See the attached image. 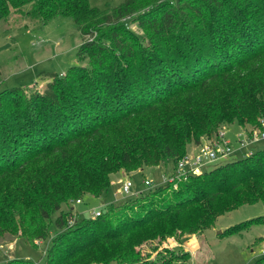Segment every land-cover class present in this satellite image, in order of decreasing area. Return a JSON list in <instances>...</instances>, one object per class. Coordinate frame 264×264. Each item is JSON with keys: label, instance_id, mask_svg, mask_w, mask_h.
Segmentation results:
<instances>
[{"label": "trees", "instance_id": "1", "mask_svg": "<svg viewBox=\"0 0 264 264\" xmlns=\"http://www.w3.org/2000/svg\"><path fill=\"white\" fill-rule=\"evenodd\" d=\"M11 15L42 26L72 19L83 38L78 57L89 66L41 73L43 92L37 83L0 91V236L36 247L55 228L47 264H183L190 253L166 249L141 260L135 249L202 234L219 217L264 202L262 149L96 218L62 211L70 200L103 197L122 170L176 167L191 143L202 145L223 124L260 126L264 0H123L109 11L89 0H0V21Z\"/></svg>", "mask_w": 264, "mask_h": 264}, {"label": "rangeland", "instance_id": "2", "mask_svg": "<svg viewBox=\"0 0 264 264\" xmlns=\"http://www.w3.org/2000/svg\"><path fill=\"white\" fill-rule=\"evenodd\" d=\"M123 0H89L91 7L100 11H109L117 7ZM131 31L143 38L144 32L132 25ZM83 41L82 34L70 18H56L47 26L24 22L17 15H11L8 19L0 21V91L13 88H35L43 92L45 84H41L38 76L43 73L63 74L71 67L89 66V61H82L78 57V50ZM258 121L260 126L246 125L240 127L238 123L229 125L223 124L218 132L226 133V140L236 145L241 129L246 132L264 130L262 121ZM218 134V133H217ZM216 134V135H217ZM216 136L208 138L203 136L201 143L205 144L213 140ZM199 146L194 142L188 146V154H194V147ZM249 148V147H248ZM247 148V149H248ZM264 149V140H260L251 145L248 151L254 153ZM243 154L236 153L225 160L218 161L210 165L206 171H210L228 162L241 159ZM175 172L173 161H168L157 167H145L132 172L120 171V176L131 180L134 184V195H124L122 193L123 183L119 178L112 176V184L108 192L101 198L86 195L82 198V204L70 200L68 205H64L62 211L67 212L71 208L74 210V217L79 221L92 218L96 211H108V206L113 204L121 207L124 203L134 202L141 194L148 193L151 189L145 186V181L150 180L153 187L164 184V178H170ZM187 180V179H186ZM184 180V181H186ZM180 182V181H179ZM179 183L173 185V189H179ZM153 188V189H154ZM171 194L170 191H163L159 195ZM149 196L143 199V203L150 200ZM119 209V208H117ZM60 213L53 217L55 220ZM264 219V202L255 205H246L235 211L218 218L215 227L197 234V238L184 236L168 237L164 241L150 239L136 247L141 260H154L164 250H173L175 254L188 252L190 259L183 264H264L263 244H264V223L259 222L250 225L233 235H223L229 228L248 223L251 220ZM74 222L69 226H74ZM58 235L55 228L52 229L50 237L45 241H36V247L32 246L23 238L4 234L0 236V264L11 260L30 261L35 264H47V251ZM192 237V238H191ZM86 264V262L84 263ZM90 264H104L99 261ZM117 264V263H111Z\"/></svg>", "mask_w": 264, "mask_h": 264}, {"label": "built area", "instance_id": "3", "mask_svg": "<svg viewBox=\"0 0 264 264\" xmlns=\"http://www.w3.org/2000/svg\"><path fill=\"white\" fill-rule=\"evenodd\" d=\"M262 125L264 128V119ZM225 136V132H218L213 140L199 145L197 152L192 155L187 154L181 158L175 167L174 174L170 176V178H164V184L162 185H175L179 181H184L190 176L200 175L204 173L210 165L225 160L236 153L241 152L243 154L242 158L253 156L254 152L252 150L248 151V149L258 141L264 140V130H254L250 132L242 131L238 136L236 145L226 140ZM144 184L149 189L154 188L153 183L150 180H146ZM133 188V182L131 180H126L123 182L122 193L124 195H134L135 192L132 191ZM77 203L80 204L81 201H77ZM101 214L102 211H96L93 213V218L99 217ZM262 250L264 254V244Z\"/></svg>", "mask_w": 264, "mask_h": 264}, {"label": "crops", "instance_id": "4", "mask_svg": "<svg viewBox=\"0 0 264 264\" xmlns=\"http://www.w3.org/2000/svg\"><path fill=\"white\" fill-rule=\"evenodd\" d=\"M242 131H243V130L241 129V132H242ZM236 143H237V142H236ZM198 148H199V146H195L193 152H194V153L197 152ZM115 176L119 178L120 183H123V182H125L126 180H128V179H126L125 177L120 176L119 174H115ZM201 235H202V234H201ZM192 237L195 239V238H197V235H194V236H192ZM192 237H191V238H192Z\"/></svg>", "mask_w": 264, "mask_h": 264}]
</instances>
